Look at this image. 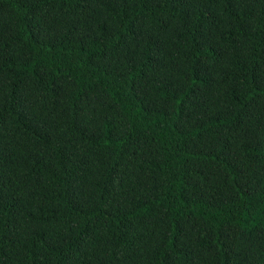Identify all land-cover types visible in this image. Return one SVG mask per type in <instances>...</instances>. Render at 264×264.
Listing matches in <instances>:
<instances>
[{"label":"trees","instance_id":"obj_1","mask_svg":"<svg viewBox=\"0 0 264 264\" xmlns=\"http://www.w3.org/2000/svg\"><path fill=\"white\" fill-rule=\"evenodd\" d=\"M0 264H264V0H0Z\"/></svg>","mask_w":264,"mask_h":264}]
</instances>
